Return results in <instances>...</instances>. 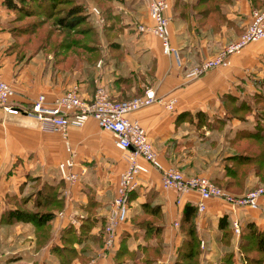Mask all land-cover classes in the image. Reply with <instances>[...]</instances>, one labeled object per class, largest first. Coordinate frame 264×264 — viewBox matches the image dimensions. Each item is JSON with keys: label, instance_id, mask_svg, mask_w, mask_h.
I'll use <instances>...</instances> for the list:
<instances>
[{"label": "crops", "instance_id": "crops-1", "mask_svg": "<svg viewBox=\"0 0 264 264\" xmlns=\"http://www.w3.org/2000/svg\"><path fill=\"white\" fill-rule=\"evenodd\" d=\"M167 1L169 42L177 58L164 55L154 35L136 31L139 24L151 25L144 7L136 9L135 0H115L106 20L99 12L98 23L87 12L98 51L77 58L71 67V54L55 55L53 45L23 46L15 35V14L0 0V76L23 110L39 95L51 102L74 85L84 101L92 99L97 84L116 101L142 96L146 89L174 99L171 111L154 104L127 117L144 129L162 170L206 177L227 195L237 194L228 188L231 175L225 166L246 149L264 158V41L230 56L226 67L194 79L187 75L245 31L261 0H226L220 12L206 14H199L203 5L198 0ZM66 141L43 132L33 118L7 115L0 108V264H177L179 258L184 263L191 231L198 241L194 264H226L228 257L229 264H264L261 253L242 240L249 227L264 230V197L259 210L209 200L199 213L196 192L179 196L163 189L162 171L143 159L139 163L148 173L138 176L129 196L115 249L104 251L103 229L126 169L125 153L116 147L114 135L92 119L82 127L70 126ZM68 157L74 162V183L63 180L57 169ZM249 182L264 187V169L248 174L241 194ZM46 188L56 195L50 205L37 207V212L53 214L46 228L6 218L18 208L34 211L37 193Z\"/></svg>", "mask_w": 264, "mask_h": 264}, {"label": "built area", "instance_id": "built-area-1", "mask_svg": "<svg viewBox=\"0 0 264 264\" xmlns=\"http://www.w3.org/2000/svg\"><path fill=\"white\" fill-rule=\"evenodd\" d=\"M135 1L145 4L147 16L151 22V25L139 24L136 31L141 34L154 35L160 41L162 53L177 58V52L172 49L169 42L170 19L167 12L170 6L168 1ZM90 14L97 18L98 23L100 22V13L95 7L90 8ZM261 41H264V0H261L260 8L251 11L245 31L215 56L190 70L187 77L198 78L210 70L226 67L230 56L239 55L247 45ZM13 95V89L0 76V108L5 114L27 115L39 124L43 132L57 133L65 142H67V129L70 126L82 127L86 121L92 119L100 129L114 135L116 147L125 153L126 169L119 177L115 198L103 229L104 251L111 252L115 249L119 238L118 228L127 221L129 196L137 189L138 176L148 173V169L139 163V159H143L155 169L162 171L161 186L163 189L173 190L179 196L191 191L196 192L199 195L196 206L199 213L206 210V202L209 200H224L233 208L260 209L259 202L264 197V187H257L246 191L243 195L233 197L224 193L206 177H187L175 168L162 170L144 129L127 116L154 104L171 111L175 106L174 99H164L157 96L152 89H146L142 96L116 101L110 98L103 86L97 84L92 99L84 101L79 96L78 86L74 85L51 102H48L44 95H39L28 110H23L13 103ZM66 149L69 151L68 147ZM73 166L72 157H68L57 165L61 178L69 183L77 180L76 174L71 171ZM233 230L235 234L239 233L237 222L233 223Z\"/></svg>", "mask_w": 264, "mask_h": 264}, {"label": "trees", "instance_id": "trees-1", "mask_svg": "<svg viewBox=\"0 0 264 264\" xmlns=\"http://www.w3.org/2000/svg\"><path fill=\"white\" fill-rule=\"evenodd\" d=\"M78 0H3V6L9 12L15 14L14 21L17 23H24L25 20L35 19L33 22H26L15 27V35L23 46L42 49L46 45H53V50L55 55L66 56V53L71 54L69 61L71 67H75L77 64V58L83 59V56L88 54H95L98 51V36L95 29L89 22V17L87 14L86 6L77 2ZM94 4L99 5L96 0H91ZM226 0H198L199 5H203V8L198 12H220V6ZM103 2L108 3V7L101 9L102 17L106 20L113 11V0H103ZM69 3L68 9L60 8L57 10L58 6H63ZM40 11V12H39ZM51 24L49 29L46 30L41 42L36 44H30L31 39H35L37 35V29L42 26ZM106 25V23H105ZM56 33V35H55ZM27 37V38H26ZM26 38V39H25ZM23 48V47H22ZM96 57H94L95 59ZM79 59V60H81ZM247 134V133H246ZM252 137L258 136L255 132H248ZM250 148V147H247ZM261 153H264V147ZM253 148H250V150ZM246 154H242L233 158L231 163L227 164L226 174L231 175L228 179V188L231 190L234 186H237L239 179L237 174L245 175L250 172L259 174V171L264 169L263 157L253 156L251 151L246 149ZM238 167V170L232 169L233 166ZM248 167L250 170L246 171ZM233 174V175H232ZM235 192V191H233ZM227 193V192H226ZM245 193V192H244ZM242 194L228 193L233 197H237ZM56 199V195L52 193L49 188L44 189L37 193L34 206L36 209L34 211H29L24 208H18L12 212L5 213L8 220L21 221L25 223H33L39 229H44L47 227V223L52 218L53 214L51 212H37V207H46L50 205ZM27 200H24L23 204H26ZM55 208H59L58 202H55ZM187 217L189 214H185ZM190 236L192 237L189 243V250L187 251L186 259L188 261L182 263V259L179 258L177 264H194L193 256L196 255L197 243L194 232L191 231ZM242 240H246L247 243H251L255 250L261 253V257L264 258V230L262 232L257 231L255 227H249L246 232L243 233ZM153 251V250H152ZM152 254V253H151ZM151 255H148L149 258ZM261 258V259H262ZM258 259L256 262L261 261ZM150 260V258H149ZM231 257L225 260L226 264H229ZM251 258H248L247 263H250ZM144 264V263H143Z\"/></svg>", "mask_w": 264, "mask_h": 264}, {"label": "rangeland", "instance_id": "rangeland-1", "mask_svg": "<svg viewBox=\"0 0 264 264\" xmlns=\"http://www.w3.org/2000/svg\"><path fill=\"white\" fill-rule=\"evenodd\" d=\"M67 1H69V0H67ZM98 3H99V5H96V4H94L91 0H78L77 2H79V3H81L82 5H84V6H86V8H87V12H90V8H92V7H95L99 12H101V9H103V8H106V6L108 7V3L107 2H103V0H96ZM113 1H115V0H113ZM134 4H136V3H134ZM142 4V2H137V5H135V7H136V9H141V7H144V12H147V9H146V7H145V4H143V5H141ZM69 3L68 4H65V5H63V6H58L57 7V10L58 9H60V8H63V9H68L69 8ZM40 12V11H39ZM33 21H35V19H28V20H25L24 21V23H26V22H33ZM24 23H17L16 25L17 26H19V25H21V24H24ZM91 24V23H90ZM51 24H47L46 26H42L41 28H38L37 29V35H36V37H35V39H31V45L32 44H36V43H39V42H41V40L43 39V37H44V34H45V32H46V30H48L49 29V26H50ZM92 25V24H91ZM92 27H93V25H92ZM55 35H56V33H55ZM27 38V37H26ZM25 38V39H26ZM33 46V45H32ZM30 47V48H33V47ZM33 51L31 50L30 51V54L32 53ZM252 117H254V114H250ZM257 115V114H256ZM256 117V116H255ZM250 168H252V167H248L247 168V170L246 171H248V170H250ZM232 169H236V170H238V167L236 168V166L234 165L233 167H232ZM237 177L239 178V179H237V180H235V181H239L238 182V184H237V186H234V188H232L231 189V191H235L237 194H241V192L242 191H244L245 190V184H246V182H247V179H248V174H245L244 176L243 175H241V174H237ZM247 186H249V187H246L247 188V190L246 191H248V190H251V189H254V188H257V185H254L253 187H250V186H252V183L251 182H249V183H247ZM245 191V192H246ZM244 193V192H243ZM149 254H151V253H149Z\"/></svg>", "mask_w": 264, "mask_h": 264}]
</instances>
